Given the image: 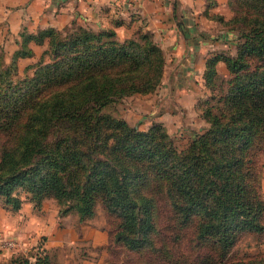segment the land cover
I'll return each mask as SVG.
<instances>
[{
	"label": "trees",
	"instance_id": "16d2710c",
	"mask_svg": "<svg viewBox=\"0 0 264 264\" xmlns=\"http://www.w3.org/2000/svg\"><path fill=\"white\" fill-rule=\"evenodd\" d=\"M228 3L230 18L218 19L236 49L208 57V125L183 148L160 123L139 129L104 109L161 81L165 55L149 31L120 39L121 19L21 31L10 61L0 50L2 203L17 210L23 196L36 206L52 197L79 220L101 204L114 243L138 254L118 264H264V252H233L241 235L264 233V0ZM31 40L47 44L20 75ZM5 264L51 262L37 251Z\"/></svg>",
	"mask_w": 264,
	"mask_h": 264
},
{
	"label": "rangeland",
	"instance_id": "374dc122",
	"mask_svg": "<svg viewBox=\"0 0 264 264\" xmlns=\"http://www.w3.org/2000/svg\"><path fill=\"white\" fill-rule=\"evenodd\" d=\"M228 10L232 11L230 5ZM179 15L182 19V15ZM73 21L93 28L111 24L107 17L91 20L74 18ZM195 25L211 31L214 37H208L201 45L194 38L198 32L188 41L180 40L178 35L172 36L168 40L172 49L164 50L165 65L159 84L150 92L118 98L106 105L105 111L139 129H147L155 123L162 124L178 148L185 147L196 132L204 130L208 123L201 116V107L209 95L205 79L206 61L214 53H234L236 42L231 39V43L223 45V38L219 37L221 31L223 34V22L202 20L198 16ZM139 28L143 29L137 23L128 31L125 28L116 31L118 37L123 39ZM182 43L186 44L182 52L173 50ZM25 67L19 71L20 75L25 72ZM216 69L220 78L229 77L223 61L216 63ZM26 71L30 72L31 69ZM262 190L264 197V172ZM23 198L17 210L6 207L0 200V264L8 263L14 255L33 260L37 251L46 253L51 264H118L126 257L138 256L114 243L110 234L114 221L101 204L95 205L92 216L79 220L74 209L60 215L58 211L62 204L52 197L43 198L38 206ZM233 252L237 257L264 252V233L241 235ZM137 261H140L137 264H142V260Z\"/></svg>",
	"mask_w": 264,
	"mask_h": 264
},
{
	"label": "crops",
	"instance_id": "0c3cea01",
	"mask_svg": "<svg viewBox=\"0 0 264 264\" xmlns=\"http://www.w3.org/2000/svg\"><path fill=\"white\" fill-rule=\"evenodd\" d=\"M228 5V0H0V50L3 60L10 61L12 53L19 47L21 31L35 32L47 26L61 28L74 18L91 20L99 17L109 18L110 23L121 19V24L115 26L117 31L124 28L128 31L140 23L143 29L152 33L163 52L171 48L168 40L175 35L188 41L198 32L194 38L202 45L208 37L214 36L211 31L195 25L197 17L221 24L218 17L226 20L232 14ZM220 34L223 45L231 43V39L235 41V31L224 25L223 34L222 31ZM46 44L47 40L42 43L29 41L32 54L17 58L18 70L23 71L26 65L36 61ZM185 46V43L177 44L173 50L182 52Z\"/></svg>",
	"mask_w": 264,
	"mask_h": 264
},
{
	"label": "built area",
	"instance_id": "2783aa9c",
	"mask_svg": "<svg viewBox=\"0 0 264 264\" xmlns=\"http://www.w3.org/2000/svg\"><path fill=\"white\" fill-rule=\"evenodd\" d=\"M10 243H12V242H10Z\"/></svg>",
	"mask_w": 264,
	"mask_h": 264
}]
</instances>
